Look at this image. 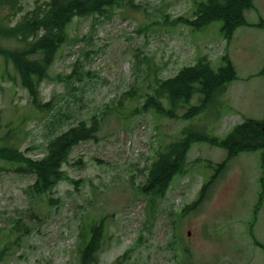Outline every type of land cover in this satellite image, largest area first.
<instances>
[{"label": "rangeland", "instance_id": "rangeland-1", "mask_svg": "<svg viewBox=\"0 0 264 264\" xmlns=\"http://www.w3.org/2000/svg\"><path fill=\"white\" fill-rule=\"evenodd\" d=\"M36 1L42 0L21 4L26 11ZM195 1L202 0H123L103 17L76 18L41 86L47 110L31 104L13 69L2 78L0 59V135L14 128L13 142L27 156L41 159L52 138L80 121L97 117L100 128L96 140L73 150L63 167L67 178L42 197L30 189L34 177L0 161V264H79L81 232L103 217L99 264H264L261 151L240 153L220 172L228 150L194 142L154 217L138 193L157 151L185 127L225 139L247 118L264 120V0H253L229 43L221 19L196 31L185 24ZM9 12L0 9V17L15 23L20 16ZM204 55L214 70L224 55L231 59L237 73L228 89L231 105L224 104L226 94L217 95L184 120L202 99L196 93L174 118L141 111L158 81ZM157 99L171 109L165 95ZM213 177L205 201L184 214Z\"/></svg>", "mask_w": 264, "mask_h": 264}, {"label": "trees", "instance_id": "trees-1", "mask_svg": "<svg viewBox=\"0 0 264 264\" xmlns=\"http://www.w3.org/2000/svg\"><path fill=\"white\" fill-rule=\"evenodd\" d=\"M21 2L0 0V9L20 16L15 23L9 16L0 17L2 78L10 76V68L13 69L31 104L43 111L50 108V103H42L41 86L60 50L69 40L71 23L76 18L103 17L114 6L121 5L123 0H42L36 1L26 11ZM252 7L253 0L195 1L192 18L184 22L196 31L221 19L224 22L223 37L229 43L236 29L246 23L245 13ZM222 61L219 69L214 70L211 60L204 55L194 65L184 66L175 76L158 81L154 94L147 96L141 111L146 112L151 108L174 118L175 112L189 105L194 95L199 93L202 95L200 103L190 106L182 116L184 120L192 119L204 110L210 99L217 95L221 99L229 84L236 79V69L229 56L224 55ZM162 95L169 100L171 109L166 110L157 99ZM99 129L97 117L90 124L80 121L52 138L41 159H32L13 142L14 128H8L0 135V161L8 165L7 170L34 177L30 189L34 196L42 197L67 178L63 167L73 150L83 142L96 140ZM205 141L228 150L227 158L217 164L220 172L240 153L261 151L260 196L264 197V120L247 119L235 126L225 139L211 137L208 133L199 135L185 127L180 138L157 151L156 158L145 170L144 183L138 186V193L148 198V215H156L159 200L165 197L176 175L183 172L192 144ZM215 181L217 178L213 177L202 187L197 199L183 209L184 214L196 210L205 201L208 189ZM105 220L106 217L100 222L90 219L81 232L79 264L100 263L107 236Z\"/></svg>", "mask_w": 264, "mask_h": 264}, {"label": "crops", "instance_id": "crops-1", "mask_svg": "<svg viewBox=\"0 0 264 264\" xmlns=\"http://www.w3.org/2000/svg\"><path fill=\"white\" fill-rule=\"evenodd\" d=\"M251 9H252V8H251ZM247 11H248V10H247ZM233 37H234V36H233ZM232 39H233V38H232ZM231 41H232V40H231ZM231 41H230V42H231ZM263 72H264V71H263ZM234 81H235V80H234ZM234 81H233V82H234ZM233 82H231V83L229 84L228 89L230 88V86H234V84H232ZM228 89H227V91H226V93H225L226 96H227V102H224L225 105H228V103L231 105V104L233 103V102H232V97H231V92L228 94ZM225 94H224V95H225ZM224 95H223V96H224ZM223 96H222V97H223ZM222 97H221V98H222ZM223 99H224V97H223ZM221 103L223 104V102H221ZM235 108H236V107H235ZM235 108H234V111H233V112H235V113L238 114V115H239V114L241 115V112H242L241 109H235ZM229 112H232V111H229ZM247 119H251V118H247ZM254 152H256V151H254Z\"/></svg>", "mask_w": 264, "mask_h": 264}]
</instances>
